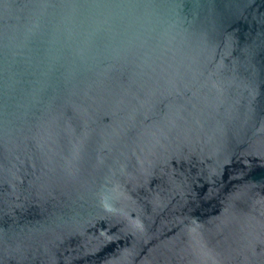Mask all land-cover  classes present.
<instances>
[{
    "label": "water",
    "instance_id": "water-1",
    "mask_svg": "<svg viewBox=\"0 0 264 264\" xmlns=\"http://www.w3.org/2000/svg\"><path fill=\"white\" fill-rule=\"evenodd\" d=\"M0 264H264V0H0Z\"/></svg>",
    "mask_w": 264,
    "mask_h": 264
}]
</instances>
